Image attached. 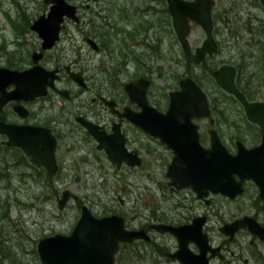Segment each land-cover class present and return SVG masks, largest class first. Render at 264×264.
Returning <instances> with one entry per match:
<instances>
[{"label": "flooded vegetation", "instance_id": "af4514ba", "mask_svg": "<svg viewBox=\"0 0 264 264\" xmlns=\"http://www.w3.org/2000/svg\"><path fill=\"white\" fill-rule=\"evenodd\" d=\"M14 1L18 14H7L15 38L9 40L3 36L0 67L23 71L41 65L55 71L44 78L47 83L43 94L31 95L39 78L28 81V93L19 91L15 81H8L0 92V123L49 128L56 138L58 168L50 174L44 165H36L22 147L8 144L9 135L0 132V155L12 167L7 172L8 180L46 178L53 183L45 191L51 192L57 203L63 190H71L66 205L59 208L65 209L72 201L76 218L64 234L72 233L84 205L97 218L112 215L122 218V233L127 238L119 241L114 264H264V236L252 231V224L235 230L230 228L234 221L249 216L253 219L249 221L259 223L260 232L264 233V28L253 33L238 31L244 34L240 38L243 43L236 44L232 38L235 31L229 23L241 15L264 19L261 0H214L212 32L217 48L207 52L200 62L196 61L195 54L207 35L204 26L189 19L187 37L191 51L187 53L168 0H67L75 6V14L64 16L59 36L49 48L43 46L44 38L32 25L41 15L49 13L52 3ZM253 4L258 7L252 8ZM195 27H200L205 34L198 44L190 38ZM253 34L255 38L249 37ZM253 41L259 43H247ZM11 43L17 50L8 48ZM158 60L161 64L157 65ZM132 62L133 73L129 70ZM224 65L233 68L237 90L249 103H256L251 113L253 118L237 93L219 82L217 71ZM158 68L162 69L160 74L165 81L162 86L154 81ZM126 74L132 77L125 78ZM187 77L202 88L209 101L208 116L192 117L198 124L204 147L211 149L218 144L231 154H236L240 146L261 147L258 156L250 160L253 165L249 169L256 177H244L242 192L235 197L211 189L200 197L192 187L171 184L168 168L175 152L169 141L178 142L184 134L167 132L162 140L126 115L143 109L132 99L127 83L141 78L148 80V103L165 113L170 107L172 92L180 90L181 81ZM88 123L104 135L107 146L119 147L123 141L128 159L121 162L111 159L105 146H99L102 141ZM151 163L163 169L161 178L147 173L146 166ZM37 168L44 173L42 177ZM135 168H143L140 176L148 175L155 185L136 188L131 180ZM235 177L241 180L239 175ZM70 179H101L95 187L99 195L91 197L67 186L60 190V181ZM238 200L240 209L233 211L231 202ZM32 205L34 208V201ZM199 221L206 242L205 236L199 234V225L196 227ZM190 224L198 232L196 240L191 238V233L179 235L165 228ZM45 236L37 238L38 255V241ZM28 254L32 259V248L26 247L23 255Z\"/></svg>", "mask_w": 264, "mask_h": 264}, {"label": "water", "instance_id": "95a60500", "mask_svg": "<svg viewBox=\"0 0 264 264\" xmlns=\"http://www.w3.org/2000/svg\"><path fill=\"white\" fill-rule=\"evenodd\" d=\"M47 1L52 3L49 13L41 15L32 25V28L39 30L41 37L44 38L43 46L45 48L51 47L58 38L64 16L75 14V6L67 0ZM168 1L179 39L187 53L191 51L187 37L189 19L196 20L204 26L207 35L195 54L196 61H203L207 52L212 53L217 48V42L212 32V5L214 0ZM261 2L264 5V0ZM54 71H48L41 65L23 71L0 67V92L5 88L8 81H15L19 91L24 90L25 93H28L30 91L28 81L39 78L38 85L34 87L31 95L43 94L46 92L47 83L44 78L53 74ZM72 76L81 81L78 74L73 73ZM217 78L223 86L237 93L245 104L250 117L253 118L251 113L256 103H249L244 95L237 90L234 83L233 68L222 66L217 71ZM147 84L148 80L145 78L126 84L132 99L143 106L142 111L127 113L126 115L148 133L160 137L162 140L167 132L178 131L184 134L178 142L169 141V146L175 152L168 168V176L171 177L170 183L179 188L192 187L200 197H204L210 189L229 194L231 197L242 192L241 184L244 177H256L255 175H257L249 167L253 165V163L250 164V160L252 161L258 156L261 147L246 149L240 146L236 154L229 153L218 144L211 149L204 147L199 139L198 124L192 121L194 116H208L210 114L209 101L202 88L192 78H184L181 81L182 88L172 92L170 107L167 112L163 113L148 103ZM0 102L2 103V98ZM88 127L102 141L99 146H105L111 159L119 162L128 159L129 153L123 141L119 147L112 144L107 146L103 141L104 135L94 130V124L88 123ZM0 132L7 133L10 137L8 144L22 147L36 165H44L50 174L56 172L58 168L55 159L56 138L49 128L0 123ZM137 163L140 161L137 160ZM235 174L239 175L241 180H238ZM70 193L71 190L69 189L63 190L58 202L60 208H64ZM249 219H251L249 216L238 219L230 225V228L235 230L240 226L252 224L251 230L264 236V233L260 232L262 228L258 226L259 223L253 221L251 223ZM122 225V218L115 215L97 218L84 205L83 212L71 234L55 233L42 237L38 241L37 249L41 262L42 264H114V253L118 248L119 241L127 238L122 233ZM197 226L199 234L205 236L203 240L206 242L207 237L202 233L201 221ZM196 227L194 224H190L165 228L171 229L179 235L184 232L191 233L193 235L191 238L196 240V236H198ZM184 245L187 248V242Z\"/></svg>", "mask_w": 264, "mask_h": 264}, {"label": "rangeland", "instance_id": "374dc122", "mask_svg": "<svg viewBox=\"0 0 264 264\" xmlns=\"http://www.w3.org/2000/svg\"><path fill=\"white\" fill-rule=\"evenodd\" d=\"M17 6V2L14 0H3V4H0V42L2 41L3 36L8 38L9 40H13L15 38L12 25L8 21V16L10 14L14 16L18 14ZM240 6L244 7V4ZM252 8L256 9V6L253 5ZM199 29L200 27H195L190 36L194 44L201 43L205 37L204 32L200 31ZM8 48L10 50H17V47L13 43L9 44ZM156 64H161V60H158ZM129 68L130 72L133 73L135 70V64L132 62ZM160 71H162V69L158 68L157 70H155L154 74V81L158 86H162L165 82L164 78L160 74ZM124 77H129L128 79H130L132 76L126 74ZM152 145L156 146L155 143H153ZM146 167L147 173L152 172V174L157 175L158 178H161L162 173H164L163 169H160L159 165H153L151 163ZM10 170H12V167L9 166L7 172H9ZM140 174H143V168H135L133 176L131 177V180L135 184L136 188H147V185H155V183L151 182L148 175L145 178L140 176ZM43 181L47 185H51L53 183L48 179H45ZM101 182V179H88L86 181L74 179L62 180L60 181V184H62V187L60 186V190H62L63 187L67 186L76 191H84L85 193L90 194L91 197H96L97 195H99V193L97 192V190H95V187L97 183ZM39 184L44 185V183H37L34 180H30V182H28L19 180V178L13 179L12 182H8L7 179L0 182V191L3 192V197L9 195V201L12 203V208L10 210V216L13 218L11 222L12 226L14 229H18V231L16 232L18 234H21L22 240L25 242L27 241L25 236L32 237L33 235V237H36L33 238L35 241L37 238L44 235L62 233L68 230L71 225L73 226L76 218L75 214L77 210L74 204H72V201H70L71 204H68L65 209L61 210L58 206L57 201L54 199L55 196L51 192L47 193L45 191V185L43 186V188H41ZM85 184H88V187ZM46 189L50 190L49 187H47ZM44 191L46 193L44 195L41 194L40 197L39 195L38 197L33 198L29 196H32L33 192H36L38 194L39 192ZM31 200L35 202L34 208H31V206L29 205ZM240 202V200L231 202L233 211H238V209H240V207H238ZM3 214L4 213L0 209V224L3 222H7L6 220L2 219ZM16 232H13L15 240ZM34 241L31 242V244H28L29 248H33V246L36 247V242ZM18 259H23L24 261L28 262L32 261L29 254L25 255L24 257L22 256L21 258V255L19 253ZM4 263L11 264L8 260L4 261Z\"/></svg>", "mask_w": 264, "mask_h": 264}, {"label": "trees", "instance_id": "16d2710c", "mask_svg": "<svg viewBox=\"0 0 264 264\" xmlns=\"http://www.w3.org/2000/svg\"><path fill=\"white\" fill-rule=\"evenodd\" d=\"M253 5L258 7L257 4H253ZM229 23H230L231 30L235 31L234 33H232V38L236 40L235 41L236 44L243 43L240 41V38H242L244 34L238 33V31L240 32V30H248L253 33V30L264 28V19L262 18L253 19L249 16H243V15H241V17H239L238 20L237 19L230 20ZM249 37L255 38L256 36L255 34H253V35H250ZM247 43H259V42L253 41V42H247ZM8 168L9 166H7V164L5 163V160H3L2 157L0 156V182H2L5 179H7V181L9 182L8 174H7ZM25 168H27V166H25ZM36 172L40 174L39 176L41 177L44 175V173L40 169H38ZM45 179L46 178H42L39 181L37 180H34V181H36L37 183H44L45 187H47V184L43 181ZM30 180H33V179L25 177L22 181L30 182ZM45 193H46L45 191L39 192L38 194L36 192H33L32 196L31 195L29 196L33 198L36 196L38 197L39 195L40 197L41 194L44 195ZM9 198H10L9 195H6L5 197H3V192L0 191V209L4 213L2 215V219L7 221V222H3L0 224V264H5L4 261L6 260L10 261L11 264H41L40 258H39V255L37 254L35 246H33L32 248V253H33L32 261L28 262V261H24L23 259H18L19 253L21 255V258L22 256L24 257L23 254L25 253V248L28 247V244H31V242L34 241V239L32 241V238H36V237L35 236L33 237V235L32 237L25 236V238L27 239V241L25 242L22 240L21 234H18L16 232L18 231V229L13 228L12 223H11L13 218L10 216V210L12 208V203L9 201ZM32 204H33V201L31 200V202L29 203L31 208H33ZM13 232H16L15 233L16 240L13 235ZM34 242H37V239Z\"/></svg>", "mask_w": 264, "mask_h": 264}]
</instances>
